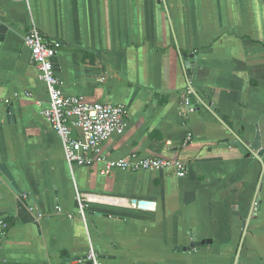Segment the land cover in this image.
<instances>
[{
    "label": "crops",
    "instance_id": "obj_1",
    "mask_svg": "<svg viewBox=\"0 0 264 264\" xmlns=\"http://www.w3.org/2000/svg\"><path fill=\"white\" fill-rule=\"evenodd\" d=\"M31 24L60 42L64 95L126 108L105 155L182 160L186 174L69 168L41 113ZM0 163L27 194L0 185V264H90L91 249L108 264H264V4L0 0Z\"/></svg>",
    "mask_w": 264,
    "mask_h": 264
},
{
    "label": "built area",
    "instance_id": "obj_2",
    "mask_svg": "<svg viewBox=\"0 0 264 264\" xmlns=\"http://www.w3.org/2000/svg\"><path fill=\"white\" fill-rule=\"evenodd\" d=\"M264 4V0H261ZM25 45L30 51L34 65L39 71V78L45 85L47 106L41 113L51 123L52 128L58 135L65 161L69 168L73 165H85L92 162L103 164L102 173H108L113 169L129 171L164 169L182 177L187 172V165L182 160H172L157 156H140L131 153L122 157H109L102 152V144L113 133L123 131L125 125L126 108L121 104L101 102H88L80 96L64 95L60 86V79L56 74L52 58L56 56L60 42L46 39L38 27L31 24L24 37ZM191 90L185 93L186 104L190 105ZM30 96V93H29ZM7 102V100L5 101ZM41 101H37L40 105ZM79 131L76 135L74 131ZM191 135L186 136V141ZM21 199H26V193H20ZM79 214L85 218L84 205L81 203L79 194ZM57 210L60 208L57 206ZM33 209V207H29ZM43 213L37 211V216ZM1 234L4 236L8 224L0 222ZM90 264H108L91 249L85 256Z\"/></svg>",
    "mask_w": 264,
    "mask_h": 264
},
{
    "label": "water",
    "instance_id": "obj_3",
    "mask_svg": "<svg viewBox=\"0 0 264 264\" xmlns=\"http://www.w3.org/2000/svg\"><path fill=\"white\" fill-rule=\"evenodd\" d=\"M194 55H196V53H194ZM193 56H192V54L187 53V52L182 53V57L185 61V64H187L186 70L189 74H190V68H191V62H192ZM56 60H57L56 56H54L52 58L54 66L56 64ZM190 101H191V99H190ZM236 146H238L242 151H246L249 148V145H247V143L243 142V141H237ZM257 155H260V153H258ZM3 183L7 184L12 190H14L16 192V194L18 195V202L24 201L21 199L20 189H19L18 185L16 184V182L13 180L10 171L8 170V168L6 167V165L4 163H0V185ZM196 246H199V242L193 240L192 243H190V245H188L187 247H180V248L190 250L191 248H195Z\"/></svg>",
    "mask_w": 264,
    "mask_h": 264
}]
</instances>
